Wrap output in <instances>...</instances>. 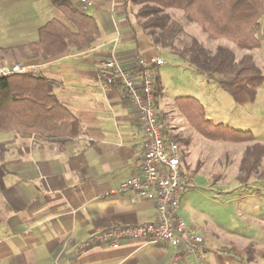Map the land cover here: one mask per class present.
<instances>
[{"label": "crops", "instance_id": "0c3cea01", "mask_svg": "<svg viewBox=\"0 0 264 264\" xmlns=\"http://www.w3.org/2000/svg\"><path fill=\"white\" fill-rule=\"evenodd\" d=\"M91 1L92 5L84 12L94 17L99 27V35L91 47L79 53L67 51L47 61H32L37 67L34 72L53 82L56 97L77 118L79 134L56 143L17 131L0 133V264L171 262L174 250L168 243L124 240L117 248L90 243L93 236L110 228L155 220L153 190H148L144 197L134 191L116 192L137 172L143 132L122 90L108 88L97 78L98 61L114 57L134 72L138 59L162 58V53L169 54L151 47L135 21L131 6L126 3L128 0ZM53 19L62 17L50 0H0V33L3 38L12 37L2 39L3 42L18 43L25 36L35 41L39 28ZM258 39L261 49L264 44L261 30ZM253 56L264 69V60L255 56V52ZM163 65L164 62L158 68L154 85L155 112L163 125L164 138L167 141L180 138L179 144L174 143L181 152H186L182 157L183 169L191 180V186L180 197L176 216L204 238L201 262L190 256L175 264H234L241 253L235 251L231 242L208 243L198 225V215L191 213L189 191L196 183H205L200 177L210 174L217 156L212 153L209 141L193 130L177 111L174 103L177 97L171 104L161 99ZM256 95V102L261 100L264 107V84ZM205 114V119L213 124L222 123L240 130L259 124L264 118L261 114L254 120L222 122L206 110ZM253 135L255 142L260 143ZM225 144L230 148L235 146ZM243 149L231 160L235 171ZM209 176L214 186L223 182L216 183L214 177Z\"/></svg>", "mask_w": 264, "mask_h": 264}, {"label": "trees", "instance_id": "16d2710c", "mask_svg": "<svg viewBox=\"0 0 264 264\" xmlns=\"http://www.w3.org/2000/svg\"><path fill=\"white\" fill-rule=\"evenodd\" d=\"M50 2L62 19L43 24L38 39L25 48L0 49V61L6 58L27 63L47 61L67 51L79 53L91 47L99 35L94 17L80 10L72 0ZM126 3L134 9L135 21L151 47L166 50L191 71L207 78L208 83H214L235 105L245 107L256 102L258 89L264 84V69L257 65L252 54L261 47L258 32L264 0H128ZM172 11L181 12L187 22L200 28L208 42H217L216 45L210 47L186 35ZM53 89V82L38 72L0 77V133L17 131L56 143L75 138L79 134L78 120L60 103ZM159 89L157 86L158 93ZM174 103L187 124L206 141L246 144L237 165L235 180L239 184L247 186L251 179L264 178V145L255 142L250 131L206 120L203 105L194 97H177ZM171 141L179 144L181 140ZM255 251L254 244L249 243L239 264H253L257 260Z\"/></svg>", "mask_w": 264, "mask_h": 264}, {"label": "rangeland", "instance_id": "374dc122", "mask_svg": "<svg viewBox=\"0 0 264 264\" xmlns=\"http://www.w3.org/2000/svg\"><path fill=\"white\" fill-rule=\"evenodd\" d=\"M131 12H134L133 8H131ZM171 15L183 26L186 35L194 36L210 47L216 45L217 42H208L205 34L200 32V28L187 22L181 12L172 11ZM260 26L261 33L264 35V15ZM11 38L8 36L3 38L0 33L1 50L6 49V47L22 49L26 47L27 43L34 41L30 36L21 38L23 41L18 43L9 44L2 40ZM255 56L258 58L260 56L264 60V44L260 51H255ZM161 59H163L164 65L160 71L162 86L160 97L164 102L171 104L174 97H194L201 100L207 113L214 115L222 122L254 120V118L261 117V114L264 115L261 100H258L255 105L253 104L254 106H237L214 83H208L207 78L197 75L187 66L177 63L178 61H175L169 54L162 53ZM0 62L12 65L25 61L6 58ZM241 130L252 132L256 139L264 144V118L259 124ZM225 143L209 142L213 146L212 153L217 156V159L213 161L214 168L211 167L210 174L204 173V176L200 177L205 183H196L189 191L191 213L198 215L200 222L198 225L201 226V232L208 243L214 244L217 240L219 243H232L235 251L241 253L238 255L237 264L240 263L238 260L242 259L243 249L249 243L254 244L257 253V260L253 264H264V178L251 179L247 186L239 184L234 179L237 171L234 170L231 160L233 155L237 156L238 151L243 149V144L231 143L235 145L231 147L233 150L231 151V148ZM182 154L184 156L186 152L183 151ZM185 165L187 164L185 163ZM207 170L209 169L207 168ZM209 175L214 177L216 183L220 180L223 182L214 186ZM210 188H214V190L210 191ZM209 261L211 262L210 257Z\"/></svg>", "mask_w": 264, "mask_h": 264}, {"label": "built area", "instance_id": "2783aa9c", "mask_svg": "<svg viewBox=\"0 0 264 264\" xmlns=\"http://www.w3.org/2000/svg\"><path fill=\"white\" fill-rule=\"evenodd\" d=\"M84 11L92 5L91 0H72ZM97 78L104 86L117 87L134 109L137 125L143 132L142 154L138 159L137 172L122 183L116 192L134 191L139 196L155 192V220L141 225L117 226L102 231L90 239V243L117 248L124 240H142L152 244L168 243L173 248L171 262L175 264L184 257L192 256L202 261L203 238L177 215L182 193L191 186V180L183 170V154L176 143L163 136L155 108V86L158 68L163 59L153 56L138 59L134 72L124 67L114 57L98 61ZM36 65L17 62L12 65L0 62V77L34 72Z\"/></svg>", "mask_w": 264, "mask_h": 264}]
</instances>
